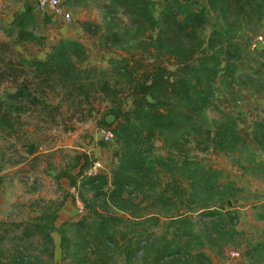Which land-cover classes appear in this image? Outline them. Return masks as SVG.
<instances>
[{"label":"trees","instance_id":"obj_1","mask_svg":"<svg viewBox=\"0 0 264 264\" xmlns=\"http://www.w3.org/2000/svg\"><path fill=\"white\" fill-rule=\"evenodd\" d=\"M107 11L106 17L114 18H107L104 26L86 21L83 27L98 35L105 49L132 43L135 50L112 59V68L84 65L89 51L75 37H61L43 57L15 60L14 44L35 36L20 26L5 29L7 35H15L12 42H0V82L11 78L16 83L14 95L32 105L41 102L49 107L42 99L48 89L61 92L75 110L88 114L82 105L92 104L97 95L110 102L107 112L114 117L106 123L114 133L117 163L110 176H85L79 188L85 213L58 227L62 259L68 264H135L136 259L141 264H179L175 255L192 251L176 231L194 234L193 196L213 193L226 201L236 196V188L226 185L219 190L223 186L210 172L193 177L188 170L197 161L174 154L188 153L191 143L225 153L251 150L248 158L255 164L254 145L240 132L237 115L218 108L219 116L210 118L207 110L215 105L218 82L233 93L245 51L239 37L245 28L258 29L264 23V0H109ZM119 12L127 21L119 20ZM17 115L0 101L1 126L12 124ZM253 124V137L264 151V118ZM158 138L164 152L156 151ZM257 164L264 167L262 161ZM4 181L0 174V184ZM85 185L91 187L92 196L86 194ZM163 210L174 214L166 229L158 232L150 228L151 216L146 215ZM214 212L222 215V221L227 218L221 210L209 211ZM56 217L18 222L19 230L10 236V228L1 232V238L11 237L12 244L0 245V264L53 262ZM153 223L159 224L158 217ZM213 232L229 243L239 230L225 225ZM244 255L251 264H264V239L249 241Z\"/></svg>","mask_w":264,"mask_h":264},{"label":"rangeland","instance_id":"obj_2","mask_svg":"<svg viewBox=\"0 0 264 264\" xmlns=\"http://www.w3.org/2000/svg\"><path fill=\"white\" fill-rule=\"evenodd\" d=\"M108 2L68 0L66 9L73 19L67 21L60 15L51 17L40 13L34 0H0V42L14 40L15 35H7L6 28L16 30L21 26L34 32V38L14 44L13 58L19 60L20 57H43L53 42L61 37H75L85 42L89 51L84 65L112 68V59L129 56L135 50L132 43L129 42L127 47L105 49L101 47L98 35H90L83 27L86 21L104 26L107 18H114L112 14L106 17L109 14ZM20 16V22L12 25L13 20ZM116 16L127 21L122 12ZM211 17L215 20L212 13ZM210 29V26L207 27L206 35ZM258 35L264 37V23L258 29L245 28L241 32L239 41L245 51L239 60L238 83L231 93L218 82L215 105L207 110L210 118L219 116L218 108L237 115L240 132L254 145L255 164L248 158L251 157V150L225 153L212 148L201 149L191 143L188 153L174 154L177 158L189 156L197 161L195 166L192 165L193 169L191 166L188 170L193 177L204 171L210 172L222 184L219 190H224L226 185L236 188V196L226 201L213 193L198 192L193 196V205L196 206L191 212L194 234L183 236L181 231H176L182 242L191 244L192 251L175 255L179 264H251L244 255V248L249 241L264 239V167L257 164L264 162V151L253 137L254 120L264 118L263 50L261 45L253 47ZM109 78L114 81L112 76ZM15 91L16 83L11 78L0 82V101L18 114L12 124L0 125V174L5 175V181L0 184V233L10 228V236L19 230L15 227L18 222L57 216L53 232L55 257L50 264H68L62 259L58 227L64 220L78 219L85 213L79 188H82L88 175V167L80 172L81 166L90 159L92 163L97 159L103 160L110 171L116 165L115 141L105 142L99 134L114 115L107 112L109 100L100 95L90 105L83 103L82 107L91 112L88 114L85 109L75 110V106L54 89H48L47 94L42 95L49 107L41 102L32 105L28 99L14 95ZM17 106L21 107L18 109ZM162 142L161 138L156 140L157 152L166 150ZM32 146L33 151H30ZM19 159L23 161L17 162ZM73 179L76 184L72 183ZM84 190L88 196L93 195L89 185H85ZM217 209L226 214L225 221H222L220 213H209ZM171 214H174L172 210L148 213L146 217L151 216L150 228L164 231ZM155 217H158L159 224L153 223ZM224 224L239 230L229 243L213 232L216 226L224 227ZM11 244V237L0 236V245L6 248ZM231 249L239 250L240 255H232ZM135 264H141L140 260L136 259Z\"/></svg>","mask_w":264,"mask_h":264},{"label":"built area","instance_id":"obj_3","mask_svg":"<svg viewBox=\"0 0 264 264\" xmlns=\"http://www.w3.org/2000/svg\"><path fill=\"white\" fill-rule=\"evenodd\" d=\"M37 4V10L42 14H58L64 17L65 20L71 21L73 19L72 14L66 9V4L68 0H34ZM253 47L262 46L263 50V60H264V37L263 35H258L256 41L253 42ZM101 138L106 142H112L114 140V133L108 126H103L99 132ZM87 173L89 175L96 173H107L111 175V171L107 169L104 161L101 159L94 160L91 166L88 167ZM230 253L232 255H240V251L237 249H231Z\"/></svg>","mask_w":264,"mask_h":264},{"label":"crops","instance_id":"obj_4","mask_svg":"<svg viewBox=\"0 0 264 264\" xmlns=\"http://www.w3.org/2000/svg\"><path fill=\"white\" fill-rule=\"evenodd\" d=\"M55 16H58V14H56V13L52 14V17H55ZM68 36H70V35H68Z\"/></svg>","mask_w":264,"mask_h":264}]
</instances>
